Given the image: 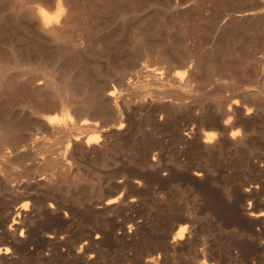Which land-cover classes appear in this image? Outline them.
Segmentation results:
<instances>
[{"label": "bare ground", "instance_id": "obj_1", "mask_svg": "<svg viewBox=\"0 0 264 264\" xmlns=\"http://www.w3.org/2000/svg\"><path fill=\"white\" fill-rule=\"evenodd\" d=\"M43 1H0L15 12L0 13L11 24L0 46V264H264V0H212L226 6L227 26L216 25L209 52L176 37L156 46L174 71L138 63L154 14L147 37L135 28L132 52L111 53L114 34L78 16L101 9ZM204 1L172 7L200 11ZM140 2L101 8L123 15ZM250 17L253 27L230 25ZM206 89L213 102L203 104ZM180 107L191 117L166 130L168 158L165 138L143 132ZM123 150L132 156L108 162Z\"/></svg>", "mask_w": 264, "mask_h": 264}, {"label": "rangeland", "instance_id": "obj_2", "mask_svg": "<svg viewBox=\"0 0 264 264\" xmlns=\"http://www.w3.org/2000/svg\"><path fill=\"white\" fill-rule=\"evenodd\" d=\"M1 1V0H0ZM9 0H7V2H8ZM17 1H20V0H17ZM22 1H24V0H22ZM26 1H29L32 5H36V4H41V5H43V6H46L45 5V3H44V1L43 0H26ZM77 2H79V3H82V1H83V3H85V4H91V5H94V8H95V10H98V8H99V10L100 11H90V12H84V14H83V17H82V15H78L81 19H83V20H85L88 24L90 23H93V20H92V18L96 21V19H97V21L96 22H98V18H99V22L97 23V24H100L101 26H98V28H100L98 31H99V34L101 35V36H104V34H105V36H109L110 35V37H111V40H112V37H114L113 38V40H112V43L109 45V47H108V49L107 50H109V52H110V50H111V53H114V52H119V53H122V52H124V53H129L130 51L132 52V50H134L137 46V44L135 43V42H133V35L135 36L136 35V33L135 32H138V28L137 27H139L140 29H141V31H142V36H144L145 35V37H147L148 35L146 34L147 32H149V28H150V25H149V23H148V25H146L147 24V22H148V20L150 21V19H151V17H153L151 14H154V16L155 17H153V18H155L154 19V22H155V24L158 26H156L155 25V27H154V25H153V27L155 28V29H153L154 31H153V33H148V34H150L149 36H148V40H146V41H148L147 42V46H146V48H145V51L146 50H148V51H144L143 52V54L141 53L140 54V56H138V63H147V64H153V63H155L154 65H156V64H158L159 66L161 65V66H164L165 68H169L170 69V71L172 70V71H174L175 70V64H174V62H173V64H172V62H169V63H166V62H162L161 63V61L160 62H158L159 60L158 59H156V58H158L157 56H156V53H154L155 52V48H156V46H157V48L159 47H166L167 45H168V43H171V41H173L174 39L176 40V38L177 39H181V40H184V43L187 45V46H189L191 49H196V50H200L201 52H203V53H205V52H209V50L211 49V48H213L214 46H215V44L217 43V38L215 37V35H216V33H215V31L217 30V27H219V26H224V27H226L227 26V24H226V21H227V16H225V14H226V12L227 11H224V9L226 10L227 8H225L226 6H223L224 7V9H223V7L222 6H219L218 4H216V5H211V1L212 0H205L204 2V4L202 5L203 7H201V10L200 11H197V10H195L194 8H189L187 5H185V4H182V6L180 5L179 6V8L178 9H174L173 7H172V5H173V2L174 1H177V0H170V2H172L171 4L169 3V0L167 1V0H141L142 2H140L141 4H140V6L139 7H137L136 9H138V10H136V9H134V10H128L127 12H125L123 15H125L124 17H123V15H121V13L119 12V11H115L114 13H113V9H111L110 11L108 10V9H102V8H104L103 7V5L105 4L104 2H114V1H116V0H76ZM81 1V2H80ZM88 1V2H87ZM143 1L145 2V3H143ZM147 1V2H146ZM166 1V2H165ZM244 1V3L243 4H239V2H232V1H230V3H232L233 4V6L234 7H237L238 5H249V3L250 4H253V3H255V1L254 0H243ZM250 1H252V2H250ZM256 1H258V0H256ZM261 1V0H260ZM263 1V0H262ZM168 2V4H166ZM241 2V1H240ZM245 2L247 3V4H245ZM101 3H103V4H101ZM165 3V4H164ZM210 3V4H209ZM236 3V4H235ZM146 4V5H145ZM171 5V7H170V5ZM208 4V5H207ZM1 5V4H0ZM97 7H96V6ZM167 5V6H166ZM185 5V6H184ZM206 5V6H205ZM209 5H211V6H209ZM101 6H102V8H101ZM216 6V7H215ZM1 8H0V13H3V17H8L11 13H14L15 14V12H12L13 10L10 8V12H9V7H3L2 5L0 6ZM141 7V8H140ZM204 7H205V9H204ZM218 7V8H217ZM220 8H222V9H220ZM7 9H8V11H7ZM180 9V10H179ZM4 10V11H3ZM108 10V11H107ZM202 10H203V12H202ZM130 11H132V12H130ZM93 12H94V14H93ZM97 14H96V13ZM121 15V17H120V15L118 14V13ZM201 12V13H200ZM90 15H89V14ZM92 13V14H91ZM116 13V14H115ZM225 13V14H224ZM86 14H88V15H86ZM150 14V15H149ZM200 14H201V16H200ZM16 15L19 17V15L16 13ZM96 17H95V16ZM98 15H100L99 17H97ZM199 15V16H198ZM85 16V17H84ZM87 16V17H86ZM91 16H92V18H91ZM150 16V17H149ZM225 16V17H224ZM3 17H1L0 18V31H1V33H0V46H2L3 45V47L2 48H4V46H6V45H4L5 43V39H6V37H7V35H10L11 34V32H10V29H11V24L9 23V22H7ZM91 19H90V18ZM129 17V18H128ZM147 17H148V19H147ZM224 17V18H223ZM85 18H87V19H85ZM126 19L125 21H123L124 19ZM144 18H146V20L144 19ZM243 18V17H242ZM251 18V17H250ZM123 19V20H122ZM127 19H129L128 20V23H126L127 22ZM226 19V20H225ZM252 19V18H251ZM251 19H248V18H246L245 19V22H243L242 23V21L244 20V18H243V20H241L240 18L239 19H234V20H236V21H234L232 24H230L231 25V27L233 26V28H236L235 26H240V25H242V26H246V27H253L254 25H255V23H256V21L254 20V18L251 20ZM90 22H89V21ZM155 20H157V23H156V21ZM254 20V21H253ZM19 21V20H18ZM206 21V22H205ZM249 21V22H248ZM101 22V23H100ZM132 22V23H131ZM146 22V23H145ZM205 22V23H204ZM247 22V23H246ZM255 22V23H254ZM126 23V24H125ZM130 23V25L132 24V26H130V27H125V26H129L128 24ZM210 23V24H209ZM213 25H212V24ZM250 23V24H249ZM254 23V24H253ZM125 24V25H124ZM133 24L135 25V26H133ZM246 24V25H245ZM249 24V25H248ZM123 25V26H122ZM142 25V26H141ZM214 26V28L213 27H209V26ZM216 25H217V27H216ZM248 25V26H247ZM146 28H145V27ZM149 26V27H148ZM208 27V28H207ZM128 28H130V29H128ZM131 28H133V29H131ZM135 28H136V31H135ZM147 28H148V30H147ZM157 28V29H156ZM120 29V30H119ZM127 29V30H126ZM144 29V30H143ZM208 29L210 30V31H208ZM119 30V31H118ZM133 30V31H132ZM207 30V31H206ZM212 30V31H211ZM117 31V32H116ZM135 31V32H134ZM110 32L112 33V34H110ZM146 32V33H145ZM151 32V31H150ZM217 32V31H216ZM68 33H69V31L68 32H66V35H68ZM75 31L73 32V34L75 35ZM109 33V34H108ZM145 33V34H144ZM154 33H155V35H154ZM157 33V34H156ZM3 34V35H2ZM70 34H72V31H70ZM72 34V35H73ZM103 34V35H102ZM106 34H108V35H106ZM114 34V36H111V35H113ZM153 34V35H152ZM167 34H170V35H168L167 36ZM173 35V36H172ZM18 36L19 37H22V38H27V36L31 39L32 38V36H31V34L29 33V32H27L23 27H22V25H21V27H18ZM31 36V37H30ZM4 37V38H3ZM128 37V38H127ZM167 37H169L170 39H168ZM173 37V38H172ZM176 37V38H175ZM179 37V38H178ZM116 38V39H115ZM166 38V39H165ZM3 39V40H2ZM167 39L170 41V42H168L167 41ZM130 40V41H129ZM165 41H166V44H163V43H165ZM2 42H3V44H2ZM118 42H121V44L120 43H118ZM82 45H81V44ZM80 43H78V46H79V49H81V47L85 44V42L84 43H82V42H80ZM130 43H133V47H132V44H130ZM149 43V44H148ZM119 45V47L120 48H118L117 46ZM131 45V46H130ZM81 46V47H80ZM112 46V47H111ZM114 46V47H113ZM122 46V47H121ZM136 46V47H135ZM153 46H155V47H153ZM87 48V50H86V48ZM119 49H117V48ZM89 48V49H88ZM90 48H92V49H94L93 51H97V49L96 48H94L93 46H90V45H84V49H83V47H82V51L81 52H83V50H84V52H85V50H86V52H88L89 50H90ZM112 48V49H111ZM122 48H124V49H122ZM162 48H160V49H162ZM167 48V47H166ZM91 49V50H92ZM117 49V50H116ZM122 49V50H121ZM127 49V50H126ZM90 50V51H91ZM121 50V51H120ZM124 50H126V51H124ZM113 51V52H112ZM117 52V53H118ZM155 55V56H154ZM140 58V59H139ZM167 66V67H166ZM167 68V69H168ZM136 70L137 68H131L130 70V73H133L132 72V70ZM166 69V70H167ZM209 90H204V92H205V96L203 95V100H205V102L203 101V104H205V103H208V102H213V99H212V97H208V95H207V92H208ZM228 92V91H227ZM211 99H212V101H211ZM18 107V106H17ZM17 107L15 106H13L12 108V110L14 111V112H20V109L18 108L17 109ZM178 110H180V111H178ZM175 111V112H174ZM174 111H172L171 112V114H169V116L167 117V121L168 122H165V123H168V124H165L163 127H161V129H152L151 127L152 126H150V125H147L146 126V128H145V132H143L144 131V129H143V127L141 126V123L139 122V121H137V120H134L135 122H133V127H132V132H133V134H134V136L136 137L135 139H136V141H138L140 138H141V136H143V134H145L144 136H146L149 132H148V130L149 131H151V133L150 134H152V135H154L155 136V133H156V131L158 132V133H156V136L157 137H160L161 136V138L160 139H164L163 141H165L164 143H166V142H168V143H171V137L169 138V136L170 135H168V133H167V131L169 132L170 130H172V128L175 126V127H179V126H181L182 124H184V123H187V122H189L190 121V117L191 116H189L190 115V113H188V111H187V109H185V108H183V107H180V108H178V109H176V110H174ZM186 111V112H185ZM174 114V115H173ZM172 115H173V117H172ZM178 122V123H177ZM139 124V125H137V124ZM137 126H136V125ZM174 124H176V125H174ZM168 125V126H167ZM149 126H150V128H149ZM147 127H148V129H147ZM166 129H165V128ZM172 127V128H171ZM137 128V129H136ZM139 128L141 129L142 128V130H139ZM163 128V129H162ZM168 129V130H167ZM153 130V131H152ZM155 130V131H154ZM162 131V133H161V131ZM167 130V131H166ZM137 132V133H136ZM138 132H140V133H138ZM143 132V134H141ZM155 132V133H154ZM147 133V134H146ZM166 133V134H165ZM170 133H171V131H170ZM162 134H164V136L162 135ZM256 134V136L257 135H259V133L258 132H256L255 133ZM138 137H137V136ZM159 135V136H158ZM171 135H172V133H171ZM163 136V137H162ZM167 139H168V141H167ZM135 141V142H136ZM168 143H166L167 144V146L166 147H164L163 148V152L167 155V157L168 158H171V157H174V155H175V153H176V149H174V147H171V145H169ZM171 148H170V147ZM165 148H167V149H165ZM169 148L171 149V150H169ZM174 149V150H173ZM258 150V149H257ZM125 152V153H124ZM127 152H129V153H127ZM122 153H123V155H122ZM127 153V154H126ZM168 153V154H167ZM173 153H174V155H173ZM116 156H115V155ZM121 154V155H120ZM130 154V155H129ZM132 154L133 153H131V151H129V150H123V151H119V152H115V153H113V155H111V156H109V158H108V162H113L112 161V157H113V159H114V161L118 158V160L120 159V157L119 156H121V159H122V157L125 155L126 157H124V158H127L128 156H132ZM257 154H259V151H256L255 153H254V155H257ZM115 156V157H114ZM170 156V157H169ZM111 157V158H110ZM236 161V160H235ZM86 167H91L90 165H87ZM108 167H113L111 164L108 166ZM239 170H238V169ZM236 169L238 170V171H240V170H242L241 169V166H237L236 165ZM239 174H241V173H239ZM104 186L106 187L107 185H105L104 184ZM2 204V200L0 199V206H2L1 205ZM200 223H201V225H204L205 224V218H204V216H202V218H200ZM204 223V224H203ZM204 227V226H203ZM203 229H207V227L205 228H203ZM243 254L245 255V252H243Z\"/></svg>", "mask_w": 264, "mask_h": 264}, {"label": "snow or ice", "instance_id": "obj_3", "mask_svg": "<svg viewBox=\"0 0 264 264\" xmlns=\"http://www.w3.org/2000/svg\"><path fill=\"white\" fill-rule=\"evenodd\" d=\"M57 3H59V0H57ZM42 12H43V10H41ZM44 15H47V13H43ZM55 15H59V9H57V11H56V13H55Z\"/></svg>", "mask_w": 264, "mask_h": 264}]
</instances>
